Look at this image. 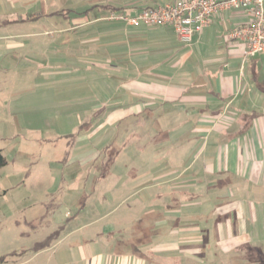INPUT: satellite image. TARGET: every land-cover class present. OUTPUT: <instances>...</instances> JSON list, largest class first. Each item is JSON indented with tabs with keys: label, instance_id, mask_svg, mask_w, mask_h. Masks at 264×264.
<instances>
[{
	"label": "crops",
	"instance_id": "0c3cea01",
	"mask_svg": "<svg viewBox=\"0 0 264 264\" xmlns=\"http://www.w3.org/2000/svg\"><path fill=\"white\" fill-rule=\"evenodd\" d=\"M113 1L106 4L130 7L133 12L175 0ZM55 11L46 9L28 19L45 21L42 32L0 34V49L24 48L29 57L24 59L34 61L32 45L38 44L40 58L34 70L44 78L42 84H78L77 94L59 99L63 102L59 108L44 97L33 110L38 115L77 118L72 143L84 149L70 156L68 163L93 165L101 156L98 146L122 123V131L136 135L137 143L144 133L152 139V156L136 158L134 163L128 160L134 175L86 177L93 182L90 188L97 181H115L100 197L131 189L123 196L136 197V208L146 207L142 214L151 226L147 235H152L140 243V251L134 246L130 252L120 239L84 240L77 245L79 260L264 264V52L242 61V44L226 37L227 30L246 16L238 10L225 11L184 45L169 26H128L106 19V8L103 13L94 9L71 13L72 25L65 28L55 20L62 16L50 15ZM161 117L167 118L160 122ZM161 132L169 134L164 142L157 137ZM164 146L194 152L180 163L174 158L163 162L159 149ZM136 148L143 152L144 144ZM97 186L104 189L101 183ZM161 197L171 202L161 206ZM85 206L78 207L76 217Z\"/></svg>",
	"mask_w": 264,
	"mask_h": 264
},
{
	"label": "rangeland",
	"instance_id": "374dc122",
	"mask_svg": "<svg viewBox=\"0 0 264 264\" xmlns=\"http://www.w3.org/2000/svg\"><path fill=\"white\" fill-rule=\"evenodd\" d=\"M123 1L113 2L119 4ZM106 3L107 0H0V34L30 30L42 32L47 27L45 21L28 19L46 9L81 11L99 5L93 9L103 13L102 5ZM60 16L55 20L62 22V27L72 25L68 19L71 15ZM32 48L36 52H33L34 61L24 59L28 57L24 48L15 51L0 49V154L6 162L0 166V264H87V261L79 260L77 245L96 237L97 240L120 239L127 243L126 252L134 246L135 251H140V243H145L152 235H147L151 226L145 219L146 215L142 214L146 207L136 208V197L123 196L131 189L118 190L116 196L100 197L115 181L95 182L104 186L99 191L97 185L89 187L93 182L86 181V177L87 174L101 178L103 174L106 177L134 175L136 171L134 174L131 172L132 165L128 160L134 163L136 158L152 156V139L144 133L145 138L137 143L136 135L122 131V123L113 127L116 131L111 133L112 137L98 146L101 156L93 165L68 163L70 156L84 149L74 148L72 143L78 129L77 118L38 115V111L33 110H38L44 97L52 98L50 101L59 108L63 104L59 99L77 94L78 84L65 83L53 87L42 84L44 78L40 77L39 70H34L40 58L39 45L33 44ZM64 107L66 109V105ZM166 118L159 120L162 122ZM157 137L164 142L169 134L161 132ZM137 144H144L143 152L136 148ZM193 152L187 148L173 151L164 146L159 149V160L167 162L174 158L180 163V160L189 159ZM124 161H127L125 165ZM179 165L176 167L180 168ZM112 179L118 178L112 176ZM90 192H93L92 196L88 197ZM164 201L171 202L167 197H161V206ZM84 203V211L76 217L78 207ZM88 208L90 211H86ZM53 233L50 244L36 253L34 244ZM156 237L159 235L153 236Z\"/></svg>",
	"mask_w": 264,
	"mask_h": 264
},
{
	"label": "built area",
	"instance_id": "2783aa9c",
	"mask_svg": "<svg viewBox=\"0 0 264 264\" xmlns=\"http://www.w3.org/2000/svg\"><path fill=\"white\" fill-rule=\"evenodd\" d=\"M238 10L246 20L226 32L229 42L242 44V61L264 52V0H175L170 3L130 9L109 10L106 19L128 26H170L179 42L190 44L211 19L223 12Z\"/></svg>",
	"mask_w": 264,
	"mask_h": 264
},
{
	"label": "trees",
	"instance_id": "16d2710c",
	"mask_svg": "<svg viewBox=\"0 0 264 264\" xmlns=\"http://www.w3.org/2000/svg\"><path fill=\"white\" fill-rule=\"evenodd\" d=\"M96 6H98V5L90 6L89 8L84 9V10H81V11H75V10L74 11H72V10L55 11V12L51 13L50 15H52V14H58V15H63L64 17H67L71 13H74L76 15H81L83 13H86L88 10L93 9ZM148 6H150V5H148ZM102 7L106 8V9H109V10L130 9V7L129 8L115 7V6L109 5V4H105ZM140 8H142V7H140ZM140 8H138V9H140ZM138 9H135V10H138ZM5 163L6 162H5L4 157L0 154V166H3ZM54 235H55L54 233L53 234H50L49 236H47L45 238V240L35 243L34 244V247H33V250L35 252H37L39 250H42V249L46 248L50 244V241H51L52 237H54Z\"/></svg>",
	"mask_w": 264,
	"mask_h": 264
}]
</instances>
